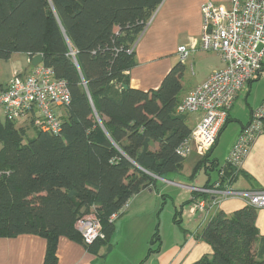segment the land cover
Segmentation results:
<instances>
[{"label":"trees","instance_id":"trees-1","mask_svg":"<svg viewBox=\"0 0 264 264\" xmlns=\"http://www.w3.org/2000/svg\"><path fill=\"white\" fill-rule=\"evenodd\" d=\"M161 2L0 0V59L41 54L71 94L59 134L39 130L29 137L28 127L0 118V237L44 238L42 264H58L60 237L84 244L76 222L90 211L101 220L105 237L84 245L108 249L115 232L111 214L155 187L157 177L183 169L186 157L179 149L192 131L187 114L177 112L184 98V62L174 64L157 89L130 85L134 44ZM229 120L230 114L221 130ZM212 149L195 164L193 177L219 164L210 159ZM240 174L241 168L226 161L215 182L224 188ZM193 194L185 204L208 199L213 205V194ZM258 209L215 210L197 235L213 253L193 264H264ZM174 220L182 224L181 211ZM160 245L149 247L148 254Z\"/></svg>","mask_w":264,"mask_h":264},{"label":"built area","instance_id":"built-area-1","mask_svg":"<svg viewBox=\"0 0 264 264\" xmlns=\"http://www.w3.org/2000/svg\"><path fill=\"white\" fill-rule=\"evenodd\" d=\"M201 12V48L217 52L224 67L198 84L177 106L181 114L200 113L190 136L180 146L179 152L184 157L192 144L202 157L214 147L241 91L258 78L264 68V0H229V5L208 0L202 4ZM195 48L194 44L180 45L179 60L186 63ZM30 61L31 57V64ZM70 101L66 81L57 78L53 69L42 62L32 65L28 73L16 72L6 86L0 87V106L6 120L23 119L22 126H33L37 131L51 134L62 131V109ZM263 132L264 100L252 111L249 123L241 130L226 161L240 168L253 142ZM219 183L215 182L212 188L192 187V191L218 197L238 196L246 205L264 207V189H236L233 183L219 188ZM193 203L192 212L208 209L205 199ZM216 203L214 199L213 204ZM129 205L130 200L111 214L110 221H116ZM76 227L86 245L105 237L102 222L94 211L80 216Z\"/></svg>","mask_w":264,"mask_h":264},{"label":"crops","instance_id":"crops-1","mask_svg":"<svg viewBox=\"0 0 264 264\" xmlns=\"http://www.w3.org/2000/svg\"><path fill=\"white\" fill-rule=\"evenodd\" d=\"M206 1L208 0H162L148 21L145 30L134 44L137 64L129 71L131 87L144 90L157 89L161 85L164 76L174 64L179 62L177 49L182 44H194L196 47L190 56V60H192L190 69H193V65L197 63L196 59L200 57L201 53H203L202 51H205L201 48L200 37L203 26L201 6ZM210 1L216 4L229 5V0ZM18 54H22V61L20 60L21 62L19 61L18 64H13L11 74L7 75L4 81H0V87L6 86L16 72H30L32 68L29 63L30 56L27 53L18 52ZM217 56L219 57H217L218 61L207 65L203 75L195 82L190 83L189 87L183 82L185 90L181 93L182 98L198 84L205 81L214 71L224 67V63L218 53ZM184 64L187 66V62ZM192 74L196 75V72H192ZM252 82L249 87H251ZM199 117L200 113L187 114L191 128L195 126ZM246 125L242 124L241 127L235 129L234 141L230 148L233 147L238 135ZM222 131L219 133L217 142L210 153L211 155L217 150L216 146L221 142ZM201 157L192 144L185 162L188 159L191 163L195 162L196 164ZM240 168L241 174L237 181L234 182L240 183L239 186L235 187L236 189H264V132L257 136ZM192 187L199 186L196 183L188 185L191 192V198L188 200L194 197ZM145 190L137 194V197L133 199L125 212L126 215L115 224L120 233V235L119 233L117 234L118 239L122 242L120 251L118 249L119 242L115 245L110 244L108 249V246H102L93 251L83 243L73 241L67 237H60L57 251L58 264H139L140 256H138L137 251L142 247L147 254H145L141 263L150 260L151 264H193L201 257L211 256L213 253L212 246L197 237V235L203 230L214 211L220 209L226 213H232L246 205L241 197L222 196L214 198L217 203L208 207L207 210L192 212L191 209L194 203L185 204L184 202L180 208L181 216L183 212L187 214L190 227L185 228L179 225L184 232L183 236H181L184 243L175 244L167 251L160 247L159 250L148 254L149 247L155 248L153 245H149V241L155 231L157 220L154 214L156 209L154 207L150 208L146 202V199L152 197V195L144 193ZM148 190L151 192L153 188ZM146 207H148V211H146ZM186 207H189L188 212ZM143 214H146L145 220L141 218ZM256 224L261 236L264 237V207L258 209ZM194 228L195 230H193ZM113 236L114 233L112 238ZM123 238L125 239L123 240ZM46 248V240L37 235L0 237V264H42ZM122 251H124V255L119 257V252ZM134 251L135 257H133ZM118 257L120 260H118Z\"/></svg>","mask_w":264,"mask_h":264},{"label":"rangeland","instance_id":"rangeland-1","mask_svg":"<svg viewBox=\"0 0 264 264\" xmlns=\"http://www.w3.org/2000/svg\"><path fill=\"white\" fill-rule=\"evenodd\" d=\"M202 52L203 53H201L200 57L196 59L197 63L196 65H193L192 70L190 69V62L192 60H190L189 58L186 61L187 66L185 70V75L183 77V82L186 84L187 87L190 86V83L195 82V80H198L200 76L203 75V72L205 71L207 65L218 61L219 57L217 56L216 52ZM21 56L22 54L15 53L9 60L0 59V81H4L7 75L11 74L13 64H18L20 60L22 61L23 56ZM192 72H196V75H193ZM184 90L185 89H183V91ZM240 94L241 95L237 98L235 104L231 109V119L228 121L226 127L222 131L223 135L221 137V142L219 145H217L218 147L216 146L217 150H215L210 156L211 159H218L219 164L216 166V168L213 170L209 169L208 171L205 170L206 168L202 169L195 175V177H193L192 174L195 162L191 163L187 159L183 166V169L180 172L171 173L167 179L158 178L159 180L157 181V185L153 187V190L150 192L147 189L144 192L148 195H152V197L146 199V202L148 203L150 208L154 207L156 209L154 210V214L156 216L157 221L153 236L155 235V233H157L156 237L159 238V241L161 243L160 247L164 251H167L171 246L175 244L184 243L183 238H181L184 232L181 230L179 224L174 220V217L176 214V210L181 211L180 208L182 204L184 202H187L188 199L191 198V192L188 188V185H194L196 183L197 186L203 187L210 180L211 182H214L218 178L220 167L229 158L230 151L232 149L230 148V146L232 145L235 137V129L241 127L242 124H248L251 119V111L258 108L264 100V69L262 70V72H260L259 77L252 82L251 87H249V85L246 86ZM0 118L2 120H5L2 106H0ZM24 122L25 121L23 119H20L16 122V124L17 126H22L24 125ZM36 132V128H34L33 126H29L27 135L29 137H33L36 135ZM1 147L2 144L0 143V149ZM207 166L208 164L206 165V167ZM239 184V182H233L232 186L235 188L236 186H239ZM135 197H137V194L136 196L130 199V203ZM216 197L218 196L214 195V198ZM205 200L206 206L208 208L210 206L209 201L208 199ZM188 208L189 207H186L187 212ZM146 211H148V207H146ZM146 214H143L141 218L144 219ZM125 215L126 213L122 214L115 224H117ZM181 217H183L181 226H184L185 228H190L188 225L189 217L187 216V214H184L183 212ZM115 229L116 230L114 232L113 238L110 241V244L115 245L119 242L118 249L120 251L122 247V242L119 241L117 236V234L119 233L118 228L115 227ZM193 230H195V228ZM153 236L149 241V245L152 241L153 244L151 245L156 248L159 244V241L157 240V238L153 241ZM124 239L125 238H123V240ZM137 253L138 256H140L138 261L139 264H151L150 260L148 262L144 261L141 263V260L143 259V257H145V254H147L146 252H144L143 247L139 248ZM134 254L135 251L133 253V257H135ZM123 255L124 251L119 252V257H122ZM119 257L118 260H120Z\"/></svg>","mask_w":264,"mask_h":264},{"label":"water","instance_id":"water-1","mask_svg":"<svg viewBox=\"0 0 264 264\" xmlns=\"http://www.w3.org/2000/svg\"><path fill=\"white\" fill-rule=\"evenodd\" d=\"M43 61V55H41V54H37V55H34L32 58H31V64L33 65V66H36V65H38L39 63H41ZM124 87L125 88H127L128 87V85H124ZM157 178H159V179H166V178H163V177H157Z\"/></svg>","mask_w":264,"mask_h":264}]
</instances>
